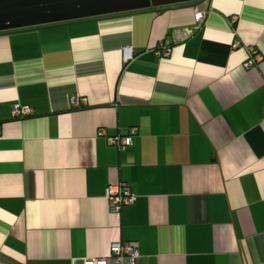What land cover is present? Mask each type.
<instances>
[{
    "label": "crops",
    "instance_id": "0c3cea01",
    "mask_svg": "<svg viewBox=\"0 0 264 264\" xmlns=\"http://www.w3.org/2000/svg\"><path fill=\"white\" fill-rule=\"evenodd\" d=\"M250 49L262 61L245 69ZM131 129L129 147L107 143ZM121 183L134 203L110 213ZM118 242L138 264H264V0L0 33V264L79 263Z\"/></svg>",
    "mask_w": 264,
    "mask_h": 264
},
{
    "label": "water",
    "instance_id": "95a60500",
    "mask_svg": "<svg viewBox=\"0 0 264 264\" xmlns=\"http://www.w3.org/2000/svg\"><path fill=\"white\" fill-rule=\"evenodd\" d=\"M197 0H0V33Z\"/></svg>",
    "mask_w": 264,
    "mask_h": 264
},
{
    "label": "built area",
    "instance_id": "2783aa9c",
    "mask_svg": "<svg viewBox=\"0 0 264 264\" xmlns=\"http://www.w3.org/2000/svg\"><path fill=\"white\" fill-rule=\"evenodd\" d=\"M204 14L195 13L194 21L199 24L204 20ZM232 23L234 20L231 21ZM182 38H187V34H182ZM234 44V47H237ZM135 50L132 47H124L122 49V60L125 64L130 63L135 57ZM156 56L166 58L170 54V47L167 43L161 42L156 50ZM262 61V56L254 49H250L246 62L243 68L249 69L256 66ZM72 105L75 109L80 107V100L77 96L72 99ZM12 118L24 119L32 117L34 112L32 109L15 105L11 110ZM135 134V129H131L126 136L107 137L106 141L109 145L115 146L118 149H124L131 145L132 136ZM97 136L106 137L105 130L99 129ZM106 201L110 213H118L123 207L132 205L134 203V196L131 193L130 187L127 184L121 183L117 185H110L106 189ZM140 254L138 249L130 242L113 243L110 247V255L104 258L84 259L79 263L73 261L72 264H138Z\"/></svg>",
    "mask_w": 264,
    "mask_h": 264
}]
</instances>
